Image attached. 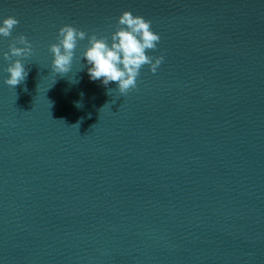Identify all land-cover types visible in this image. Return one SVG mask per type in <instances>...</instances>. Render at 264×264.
<instances>
[{
  "label": "water",
  "instance_id": "obj_1",
  "mask_svg": "<svg viewBox=\"0 0 264 264\" xmlns=\"http://www.w3.org/2000/svg\"><path fill=\"white\" fill-rule=\"evenodd\" d=\"M124 11L161 36L157 73L109 95L87 39L52 71L60 27L110 43ZM8 16L0 264H264V0H0ZM21 34L35 51L12 88L3 53Z\"/></svg>",
  "mask_w": 264,
  "mask_h": 264
},
{
  "label": "clouds",
  "instance_id": "obj_2",
  "mask_svg": "<svg viewBox=\"0 0 264 264\" xmlns=\"http://www.w3.org/2000/svg\"><path fill=\"white\" fill-rule=\"evenodd\" d=\"M20 21L14 16H8L0 24V36L12 37L13 31ZM87 39L88 47L83 52L82 59L87 60L88 74L92 81L102 80L108 94L112 91L108 85L117 83L121 95H127L138 87L141 69L148 65L155 74L164 62V55H149V51H156L161 36L152 30V21L143 16L134 15L131 11H124L116 24V30L109 37L93 32L90 36L85 30L71 24L60 27L55 43L49 47L53 55L52 71L63 77L71 71L75 57V50L80 41ZM32 42L21 34L13 37L9 51L3 53V58L9 61L5 71L10 74L5 83L12 87L24 83L28 76L23 59L34 54ZM16 58V59H14ZM23 58V59H21ZM83 69V68H82ZM81 69V70H82ZM78 83V81L76 82ZM83 96V93H81ZM77 108H82V102H76ZM79 125V123L75 124Z\"/></svg>",
  "mask_w": 264,
  "mask_h": 264
}]
</instances>
